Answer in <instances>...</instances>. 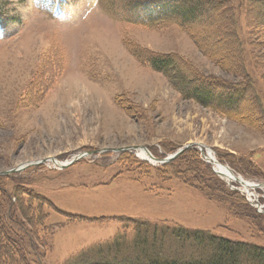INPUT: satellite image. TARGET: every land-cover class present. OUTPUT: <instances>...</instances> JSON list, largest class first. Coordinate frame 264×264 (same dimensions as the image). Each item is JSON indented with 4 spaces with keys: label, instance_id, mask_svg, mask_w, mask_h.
I'll return each mask as SVG.
<instances>
[{
    "label": "rangeland",
    "instance_id": "1",
    "mask_svg": "<svg viewBox=\"0 0 264 264\" xmlns=\"http://www.w3.org/2000/svg\"><path fill=\"white\" fill-rule=\"evenodd\" d=\"M235 1L197 24L205 52L178 25L122 21L100 0H0V183L13 200L21 191L54 205L46 201L31 240L43 264L111 239L119 218L264 246V214L220 184L214 189L200 161L220 153L227 168L260 184L249 191L264 202L263 16L249 0L248 24L242 16L236 30ZM149 53L173 55L191 78L245 82L255 95L230 117L182 96L138 56ZM185 146L167 162L178 172L158 163Z\"/></svg>",
    "mask_w": 264,
    "mask_h": 264
},
{
    "label": "trees",
    "instance_id": "2",
    "mask_svg": "<svg viewBox=\"0 0 264 264\" xmlns=\"http://www.w3.org/2000/svg\"><path fill=\"white\" fill-rule=\"evenodd\" d=\"M223 1L100 0V3L108 14L122 21L148 27L178 25L191 32L193 36L195 35L199 48L207 52L208 50L202 48L196 26L207 17L210 10L219 12ZM251 1L254 2V0ZM257 1L263 16V19L259 20L264 23V0ZM183 4H188L189 7H184ZM248 5L249 0H236L234 3L231 15L236 30L240 27L239 20L242 16H245L247 23ZM131 8L145 9V12L131 13L129 11ZM233 40L235 47L238 48L241 45L239 37L235 36ZM138 56L151 69L162 72L182 96L194 99L199 104L219 110L230 117H238L239 114L235 112L249 99V93L254 94L251 85L242 81L231 83L219 78L195 75L191 78L184 73L180 61L170 54L149 53L145 57ZM258 108L263 113L260 104ZM217 157L221 163L227 162L220 153ZM200 161L212 174L214 189L218 190L214 185L220 184L224 187L223 192L227 191V194L231 193L239 197L245 206L257 211L244 194L231 189L227 182L216 174L210 163L203 159ZM169 163L162 164V167L171 165L172 171L169 170V173L178 172L174 161ZM232 168L245 177L249 176L233 165ZM16 193L18 196L13 200L12 193L0 183V264H35L37 261V264H43L31 240L36 238L38 228L42 227L47 218L43 209L48 201L38 194L26 196L21 191ZM48 204L54 207L52 203L48 202ZM260 213L264 214V212ZM70 217L74 220L85 219L76 215H70ZM119 220L123 226L114 237L73 254L63 264H264L263 245L232 240L214 234L210 230L162 226L157 222L136 218H119ZM26 224L31 229L27 228ZM129 233L132 235L131 239L128 237ZM23 236L30 240L29 243L27 242V247L29 246L30 251H33L37 257L36 261L29 258L30 253L25 247L26 242L22 240Z\"/></svg>",
    "mask_w": 264,
    "mask_h": 264
},
{
    "label": "bare ground",
    "instance_id": "3",
    "mask_svg": "<svg viewBox=\"0 0 264 264\" xmlns=\"http://www.w3.org/2000/svg\"><path fill=\"white\" fill-rule=\"evenodd\" d=\"M144 152V151H142ZM211 152V151H210ZM145 153V152H144ZM214 159V158H213ZM215 162V161H214ZM215 168L216 170L224 177V178H228L229 181L232 180V182L234 181H238V177L232 173L224 164L219 163H215Z\"/></svg>",
    "mask_w": 264,
    "mask_h": 264
},
{
    "label": "water",
    "instance_id": "4",
    "mask_svg": "<svg viewBox=\"0 0 264 264\" xmlns=\"http://www.w3.org/2000/svg\"><path fill=\"white\" fill-rule=\"evenodd\" d=\"M187 148H188V146H185L184 148H181L177 153L171 155L170 157H167L164 160H157V161H158L159 164L167 163L168 161H171L172 159H174L176 154L182 153ZM137 149L140 150V149H143V148H139L138 147ZM144 150H146V149H144ZM146 151L150 154V152L148 150H146ZM71 163H73V161ZM66 165H68V163L67 164H62L63 167L66 166ZM215 171L217 172V174H219L221 176V174L216 169H215ZM239 180H240V182H243L241 179H239Z\"/></svg>",
    "mask_w": 264,
    "mask_h": 264
}]
</instances>
